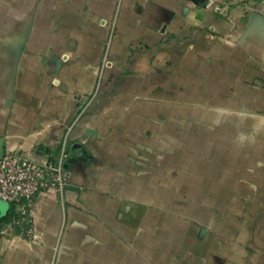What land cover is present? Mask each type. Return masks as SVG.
<instances>
[{
  "label": "crops",
  "instance_id": "1",
  "mask_svg": "<svg viewBox=\"0 0 264 264\" xmlns=\"http://www.w3.org/2000/svg\"><path fill=\"white\" fill-rule=\"evenodd\" d=\"M64 140L0 264H264V0H0V150Z\"/></svg>",
  "mask_w": 264,
  "mask_h": 264
},
{
  "label": "built area",
  "instance_id": "2",
  "mask_svg": "<svg viewBox=\"0 0 264 264\" xmlns=\"http://www.w3.org/2000/svg\"><path fill=\"white\" fill-rule=\"evenodd\" d=\"M85 108L81 110V114ZM69 146L64 140L57 152L43 163L34 162L15 151L0 159V200L10 204L7 219L1 221L2 232L8 229L28 240H35V210L38 196L55 190L63 195L72 182L73 172L67 166Z\"/></svg>",
  "mask_w": 264,
  "mask_h": 264
},
{
  "label": "water",
  "instance_id": "3",
  "mask_svg": "<svg viewBox=\"0 0 264 264\" xmlns=\"http://www.w3.org/2000/svg\"><path fill=\"white\" fill-rule=\"evenodd\" d=\"M3 155H4V150H0V159L2 158ZM0 203H2L4 205V210H2L0 213V219H2L6 215L8 209L10 207V204L7 202H3L1 200H0Z\"/></svg>",
  "mask_w": 264,
  "mask_h": 264
}]
</instances>
